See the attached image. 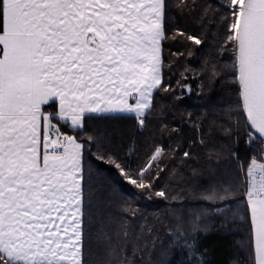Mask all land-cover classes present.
<instances>
[{
	"label": "snow or ice",
	"instance_id": "1",
	"mask_svg": "<svg viewBox=\"0 0 264 264\" xmlns=\"http://www.w3.org/2000/svg\"><path fill=\"white\" fill-rule=\"evenodd\" d=\"M209 233L264 264V0H0V264H210Z\"/></svg>",
	"mask_w": 264,
	"mask_h": 264
},
{
	"label": "trees",
	"instance_id": "2",
	"mask_svg": "<svg viewBox=\"0 0 264 264\" xmlns=\"http://www.w3.org/2000/svg\"><path fill=\"white\" fill-rule=\"evenodd\" d=\"M201 59V53L197 52L193 59L185 61V63L190 64L194 68H199ZM167 78V75H166ZM175 84V80L172 81ZM192 87L191 93L185 92L184 101L179 104L173 111L176 114L177 120L179 119V114L182 112H191L197 114L203 110V105L206 104L211 93L209 90H205L204 95L200 96V89L197 87L199 81H190L189 82ZM179 95V93H178ZM157 104L167 106L170 103V98L165 96L163 93H158L156 96ZM94 126H98L101 128H114L118 131V133H122L125 138L127 136L134 133V129L131 127L130 120H112V119H96L91 121ZM155 123V122H153ZM147 134V133H146ZM142 208H145L147 212H152L155 210L157 205L146 206L144 203L141 204ZM200 246L203 250L208 252L207 259L210 264H222L226 253L223 251L221 247L220 238L214 233H209L206 236L200 237ZM220 249V250H218Z\"/></svg>",
	"mask_w": 264,
	"mask_h": 264
}]
</instances>
